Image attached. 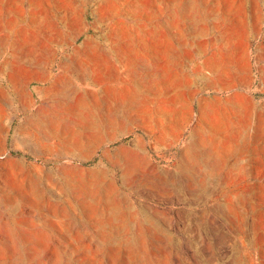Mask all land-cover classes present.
I'll list each match as a JSON object with an SVG mask.
<instances>
[{"label":"rangeland","instance_id":"obj_1","mask_svg":"<svg viewBox=\"0 0 264 264\" xmlns=\"http://www.w3.org/2000/svg\"><path fill=\"white\" fill-rule=\"evenodd\" d=\"M0 264H264V0H0Z\"/></svg>","mask_w":264,"mask_h":264},{"label":"bare ground","instance_id":"obj_2","mask_svg":"<svg viewBox=\"0 0 264 264\" xmlns=\"http://www.w3.org/2000/svg\"><path fill=\"white\" fill-rule=\"evenodd\" d=\"M136 12V11H135ZM154 13V12H153ZM135 18H137V17H135ZM80 22V21H79ZM78 22V23H79ZM74 25V24H73ZM81 26V25H80ZM79 28V27H78ZM182 32V31H181ZM61 35V37H60V39H59V41L60 42H62L63 43V41L64 40H66V41H69V40H67V33H63V34H60ZM71 38V36H69V39ZM137 50V49H136ZM47 54H49V53H47ZM51 54V53H50ZM45 57H46V55H45ZM38 63V62H37ZM130 67V66H129ZM132 67V66H131ZM89 68V67H88ZM88 68H86V67H83V68H81V70H82V72L85 74V75H88V76H90V71L88 70ZM67 70V69H66ZM69 71V76H71L72 74H74V70L72 69V68H70L69 67V69H68ZM66 79H65V81L63 82V85H64V89L62 90V94L65 96V87H70L69 85H71V86H73V84H74V82L72 81V79L70 78V77H66V76H64ZM135 78V77H134ZM132 79V78H131ZM209 79V78H208ZM50 80V77H48L47 76V78L44 80L45 82H48ZM92 82H96L94 79L93 80H91ZM108 81H110V80H108ZM108 81H107V83H108ZM125 82V81H124ZM130 84L132 85V86H139V83L137 82V81H134V80H132L131 82H130ZM128 87V86H127ZM54 88V87H53ZM71 89H72V87H70ZM61 102H62V100H60ZM64 102V101H63ZM200 160V159H199ZM198 160V161H199ZM197 161V162H198ZM213 161V160H212ZM211 162V161H210ZM215 162V161H214ZM202 163H204L203 161H202ZM208 163V162H207ZM216 163H217V160H216ZM194 164V163H193ZM198 164H199V162H198ZM211 164V163H210ZM192 165V164H191ZM195 166L197 165V164H194ZM200 165V164H199ZM198 165V166H199ZM202 165V164H201ZM213 165H215V164H213ZM190 165H188V167H189ZM194 166V167H195ZM202 166H204V165H202ZM216 166V165H215ZM186 167V166H185ZM204 167H206V166H204ZM214 167V166H213ZM198 168V167H197ZM211 168V167H210ZM199 169H200V166H199ZM201 170V169H200ZM207 170V169H206ZM208 171H209V169H208ZM149 223V222H148ZM11 228V227H10ZM8 229V228H7ZM14 228H12V230H13ZM18 229V228H17ZM16 229V230H17ZM9 232L11 231V230H8ZM10 234V233H9ZM14 234H16V233H14ZM12 235V234H11ZM18 241V240H17ZM18 245H19V243H18Z\"/></svg>","mask_w":264,"mask_h":264}]
</instances>
